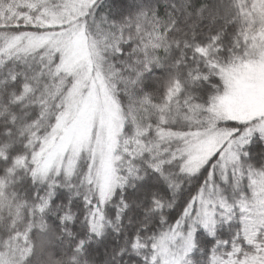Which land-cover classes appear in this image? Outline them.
<instances>
[{
    "label": "snow or ice",
    "instance_id": "6c2138e0",
    "mask_svg": "<svg viewBox=\"0 0 264 264\" xmlns=\"http://www.w3.org/2000/svg\"><path fill=\"white\" fill-rule=\"evenodd\" d=\"M0 264H264V0H0Z\"/></svg>",
    "mask_w": 264,
    "mask_h": 264
}]
</instances>
